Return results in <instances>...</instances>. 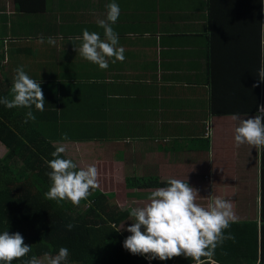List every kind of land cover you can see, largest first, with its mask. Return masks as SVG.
I'll list each match as a JSON object with an SVG mask.
<instances>
[{"label":"crops","instance_id":"crops-1","mask_svg":"<svg viewBox=\"0 0 264 264\" xmlns=\"http://www.w3.org/2000/svg\"><path fill=\"white\" fill-rule=\"evenodd\" d=\"M111 2L121 9L112 27L125 59L108 58L101 69L76 46L84 29L105 39L97 21ZM259 7L264 0H0V70L11 78L4 85L12 87L20 66L41 82L46 120L93 133L91 140L55 143L78 168L112 161L127 197L157 189L128 188V179L159 178L188 182L202 206L214 197L229 200L236 221L225 233L235 240L218 246L214 259L226 264L227 249L246 258L237 264H264V150L235 142L240 121L264 105V82L253 87L264 54ZM31 111L40 119L35 105ZM104 193L115 194L123 212L132 209L118 203V190ZM242 237L255 242L251 259Z\"/></svg>","mask_w":264,"mask_h":264},{"label":"clouds","instance_id":"clouds-1","mask_svg":"<svg viewBox=\"0 0 264 264\" xmlns=\"http://www.w3.org/2000/svg\"><path fill=\"white\" fill-rule=\"evenodd\" d=\"M106 19H99L97 24L103 28L105 39L99 33L83 30L82 43L77 48L79 54L86 60L107 69L108 58L112 63L123 62L125 49L119 46V36L114 31L121 9L115 2L106 5ZM261 33L264 36V22L261 23ZM80 40L81 37H76ZM43 43V38H41ZM48 43L56 41L49 37ZM11 87L12 99L0 97V104L11 109L15 107L28 108L25 123L35 120L31 111L33 105L39 111H44L45 96L41 82H37L18 67ZM258 81L253 87H258L264 81V54L256 71ZM213 130L208 127L206 135L211 136ZM67 138V133L64 134ZM237 146L249 144L256 150H264V105H260L255 116L244 118L235 129ZM66 146L56 147L52 152L54 159L46 161L51 171L48 176L51 186L44 196L57 202L69 200L78 206L81 200H86L91 190L99 187V172L95 165L79 168L70 158H62ZM78 169V170H77ZM197 189L179 179H169L167 185L152 191L148 197L149 203L143 207L130 210L133 224L127 227L131 233L123 242V247L133 255H143L148 259L168 260L178 256L190 258L195 264H218L214 259L215 250L226 240H235L232 233H225L231 223L236 221L233 205L229 200L214 197L207 206L197 203ZM51 214V213H50ZM75 225H66L72 230ZM120 231L121 229H116ZM31 251V246L25 244L20 232L0 233V264H12L14 259H20ZM69 250L61 247L54 256L46 253L45 259L32 256L26 264H66ZM192 263V264H193ZM257 264H260L258 258Z\"/></svg>","mask_w":264,"mask_h":264},{"label":"trees","instance_id":"trees-1","mask_svg":"<svg viewBox=\"0 0 264 264\" xmlns=\"http://www.w3.org/2000/svg\"><path fill=\"white\" fill-rule=\"evenodd\" d=\"M36 11V9H30ZM254 12V11H253ZM264 12L257 8L256 15ZM64 28L59 29L64 34ZM0 70V97L12 99L11 87H5V78L10 77ZM264 82V81H263ZM33 111V109H32ZM25 123L24 107L7 108L0 104V233L20 232L25 244L31 246L27 256L14 259L12 264H26L32 257L41 259L45 254L55 255L61 247L69 250L66 264H192L184 256L168 260L148 259L143 255H133L123 247L124 240L131 235L127 227L132 224L130 211L123 212L114 204L115 194H107L98 189L91 190L86 200L78 206L71 201L48 200L44 193L51 186L48 173L51 171L46 161L58 145L55 142L73 136L93 138L91 132H73L77 124L61 119L50 122L44 118ZM47 126V128L45 127ZM67 133V138L64 134ZM93 141V140H92ZM62 158L74 159L68 151ZM75 162V161H74ZM79 169V168H78ZM77 169V170H78ZM131 189H152L166 186L159 178L128 179ZM113 201V202H112ZM51 213V214H50ZM73 224L72 230L66 228ZM116 229H121L117 231ZM257 237L258 233L253 234ZM247 246L249 259L256 253L255 242L242 237ZM237 247L244 249L241 243ZM261 249L264 255V210L261 217ZM226 264L242 263L243 255L226 249ZM264 260V258H263Z\"/></svg>","mask_w":264,"mask_h":264},{"label":"rangeland","instance_id":"rangeland-1","mask_svg":"<svg viewBox=\"0 0 264 264\" xmlns=\"http://www.w3.org/2000/svg\"><path fill=\"white\" fill-rule=\"evenodd\" d=\"M10 72H13V71H10ZM4 153L5 151L1 150L0 155H3ZM94 165L97 167L98 172H99V187L96 189L100 190L101 192L118 190V196H117L118 203L126 204L127 208L144 206L143 204H146L149 202L148 197L150 193L144 194V195H136L134 196L136 197L135 200L132 199L133 198L132 196L127 197V191L125 189L123 180L119 182L116 181L117 167L113 164L112 161H110L109 163H105V164L96 162ZM152 189H155V188H152ZM129 193L132 194L133 192L130 191ZM65 201H69V200H65ZM41 259L44 260L45 257Z\"/></svg>","mask_w":264,"mask_h":264},{"label":"built area","instance_id":"built-area-1","mask_svg":"<svg viewBox=\"0 0 264 264\" xmlns=\"http://www.w3.org/2000/svg\"><path fill=\"white\" fill-rule=\"evenodd\" d=\"M193 264H195V263H193Z\"/></svg>","mask_w":264,"mask_h":264}]
</instances>
